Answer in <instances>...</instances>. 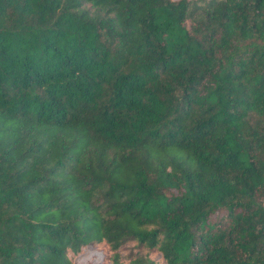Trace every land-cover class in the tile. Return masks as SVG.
<instances>
[{"label":"trees","instance_id":"obj_1","mask_svg":"<svg viewBox=\"0 0 264 264\" xmlns=\"http://www.w3.org/2000/svg\"><path fill=\"white\" fill-rule=\"evenodd\" d=\"M0 264H264V0H0Z\"/></svg>","mask_w":264,"mask_h":264}]
</instances>
